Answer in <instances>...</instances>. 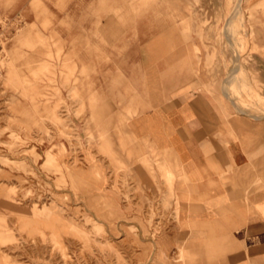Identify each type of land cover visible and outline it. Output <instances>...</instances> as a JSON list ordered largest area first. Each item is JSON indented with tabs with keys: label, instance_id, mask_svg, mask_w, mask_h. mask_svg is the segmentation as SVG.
Masks as SVG:
<instances>
[{
	"label": "rangeland",
	"instance_id": "rangeland-1",
	"mask_svg": "<svg viewBox=\"0 0 264 264\" xmlns=\"http://www.w3.org/2000/svg\"><path fill=\"white\" fill-rule=\"evenodd\" d=\"M251 2L0 0V264L184 258L163 242L189 176L145 121L150 85L187 62L224 112L264 118Z\"/></svg>",
	"mask_w": 264,
	"mask_h": 264
},
{
	"label": "crops",
	"instance_id": "crops-1",
	"mask_svg": "<svg viewBox=\"0 0 264 264\" xmlns=\"http://www.w3.org/2000/svg\"><path fill=\"white\" fill-rule=\"evenodd\" d=\"M171 67L164 84L151 82L145 117L152 127L161 123L162 144L189 176L182 186L175 182L182 208L163 242L183 248L184 258L167 263L264 264V118L234 112L228 103L224 112L218 95L191 78L190 63ZM165 163L175 176L183 172ZM223 216L229 223L221 224Z\"/></svg>",
	"mask_w": 264,
	"mask_h": 264
},
{
	"label": "bare ground",
	"instance_id": "bare-ground-1",
	"mask_svg": "<svg viewBox=\"0 0 264 264\" xmlns=\"http://www.w3.org/2000/svg\"><path fill=\"white\" fill-rule=\"evenodd\" d=\"M233 24V21H232V19L231 20H229V23H228V26H227V28H228V32H227V35H228V40L230 41H232L233 40V38H232V34H233V28H232V25ZM238 57V56H237ZM235 74H236V71L234 70L231 74H229V77L227 78V81L225 82L226 84H230V83H232V81H233V79H234V77H235Z\"/></svg>",
	"mask_w": 264,
	"mask_h": 264
}]
</instances>
